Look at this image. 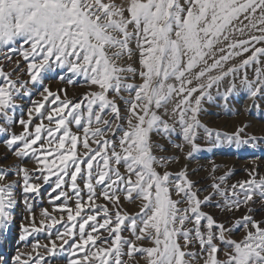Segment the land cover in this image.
Masks as SVG:
<instances>
[{
    "label": "snow or ice",
    "instance_id": "snow-or-ice-1",
    "mask_svg": "<svg viewBox=\"0 0 264 264\" xmlns=\"http://www.w3.org/2000/svg\"><path fill=\"white\" fill-rule=\"evenodd\" d=\"M208 106L264 122V0H0V264H264V160L192 166L264 123Z\"/></svg>",
    "mask_w": 264,
    "mask_h": 264
},
{
    "label": "rangeland",
    "instance_id": "rangeland-1",
    "mask_svg": "<svg viewBox=\"0 0 264 264\" xmlns=\"http://www.w3.org/2000/svg\"><path fill=\"white\" fill-rule=\"evenodd\" d=\"M46 83L52 90H58L64 88L67 90L68 96H77L84 91V86L82 81L79 84H67L64 81L55 79L51 74L46 79ZM239 107V105H237ZM203 121L210 127H215L222 130H233L234 126H239L240 121L244 122H252L255 127L258 129L262 123L260 121L258 114H254L249 116L248 114L234 115L229 116L226 115L223 111L215 106H208L206 114L203 117ZM2 148V146H0ZM256 159L257 162L264 160V151L256 150L255 153L251 150L241 149L239 151L235 149H229L227 147L223 149H217L213 153L205 154V157L199 159L198 161H193L192 166L197 167L198 164H203L205 167L208 166L209 160H214L215 163L221 166V171L225 170V166L232 167L235 169V177L236 179L246 178V172L244 169L246 166L252 163V160ZM13 161L10 159L7 161V164H11ZM6 166V165H0ZM206 175L204 171L199 173V176L194 177L199 179ZM47 205V196H43L37 201V213L41 207H46ZM260 209L257 206V212L260 213ZM24 215V209L21 205L16 209V227H14L11 236L4 243L3 247H0V259H6L9 255L13 254L16 247L20 246L21 251H27V249L23 248L21 242L16 239V235L19 232V225L23 222L22 217ZM43 240V237H40Z\"/></svg>",
    "mask_w": 264,
    "mask_h": 264
}]
</instances>
